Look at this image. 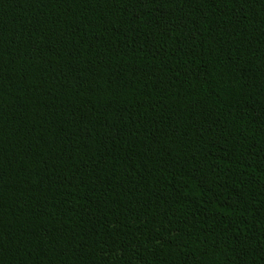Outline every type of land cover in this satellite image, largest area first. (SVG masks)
<instances>
[{
    "label": "trees",
    "instance_id": "16d2710c",
    "mask_svg": "<svg viewBox=\"0 0 264 264\" xmlns=\"http://www.w3.org/2000/svg\"><path fill=\"white\" fill-rule=\"evenodd\" d=\"M0 264H264V0H0Z\"/></svg>",
    "mask_w": 264,
    "mask_h": 264
}]
</instances>
